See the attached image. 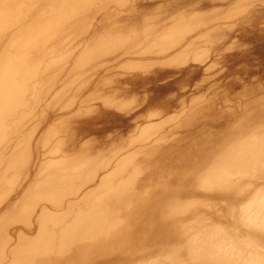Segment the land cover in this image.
I'll return each instance as SVG.
<instances>
[{"label": "rangeland", "instance_id": "rangeland-1", "mask_svg": "<svg viewBox=\"0 0 264 264\" xmlns=\"http://www.w3.org/2000/svg\"><path fill=\"white\" fill-rule=\"evenodd\" d=\"M44 13L39 9L35 16ZM60 24L33 51L26 69L11 59L0 62L5 83L14 82L13 91L26 102L5 123L0 121L1 187L12 189L27 178L0 206V215L44 161L63 159L61 166L74 165L77 174L70 178L75 187L92 194L68 208L69 201L82 196L72 187L63 207H54L69 209L71 216L52 230L53 240L41 248L42 256L21 264H114L159 253L169 234L175 238L170 243L179 240L177 231L186 222L221 224L230 219L225 201L235 195L228 197L221 187L207 188L203 177L235 172L234 158L253 140L252 128L264 120V0H92ZM5 46L0 43V51ZM39 59L36 77L31 71ZM160 66L166 71L159 78L175 75L174 100L161 106L165 115L148 118L144 113L118 126L90 117L101 103L128 107L131 102L117 101L130 92L124 89L130 81L125 76ZM143 94L132 100L134 114L147 109L148 104H141ZM180 98L184 102L178 108ZM23 142L29 151L25 160L18 153ZM258 156L252 162L264 171V156ZM64 168L49 171L73 170ZM241 176L223 183L236 191L254 183L249 172ZM96 197L103 199L98 218L104 216L106 229H116L101 234L103 228L95 227L91 241L101 238L112 247L122 242L124 232L140 237L138 246L133 244L136 238L129 243L127 253L105 254L99 263L88 261L94 256L86 251L73 256L71 242L59 239L75 214L93 205ZM44 205L37 208L31 231L20 223L8 229L16 237L10 248L19 234L37 235ZM12 263L9 256L0 260Z\"/></svg>", "mask_w": 264, "mask_h": 264}, {"label": "bare ground", "instance_id": "bare-ground-1", "mask_svg": "<svg viewBox=\"0 0 264 264\" xmlns=\"http://www.w3.org/2000/svg\"><path fill=\"white\" fill-rule=\"evenodd\" d=\"M91 1L0 0V43L6 42V46L0 51V62L4 59H11L15 65H26L24 67L26 69L27 65L33 62L30 60L33 58V51L41 47L43 38L45 39L54 30H58L61 22L66 21L69 16ZM39 9H43L45 13L36 17ZM24 10L27 12L24 13ZM66 56L64 55V57ZM17 57L20 59L17 60ZM58 60L59 58H57ZM34 65V70L31 73L37 77L41 71L42 60L34 61ZM17 79V77L13 78V80ZM5 82L4 72L0 71V121L2 123H5L7 118L12 117L11 114L18 112L26 105L25 100L19 98L13 91L16 84L12 82L11 85H7ZM9 105L11 106L9 107ZM252 131L253 140L243 149L240 148L241 150L234 158L236 164L232 169L235 172L218 174L213 177L208 174V176L203 177V183L207 188L220 189L221 187L228 197L235 195L231 201H225L228 204L227 213L230 219H225L221 224L217 220L186 222L177 231L181 235L179 240L174 244L170 243L169 240L175 238L169 234L162 249L159 248V253H145V257L121 260L114 264H264V171L259 168L258 163L252 162L259 157L258 154L264 156V120L255 125ZM5 135L7 137V133ZM6 144L7 141L5 140L2 145L6 146ZM18 153L23 160L28 158L29 151L26 142H23ZM62 161L66 160L42 162L37 175L18 195L15 203L11 204L0 215V260L9 256L12 258V264H21V261L26 262L42 256L41 248L45 245L47 248L48 243L53 240L52 230L61 221L71 216L69 209L63 212L59 209L63 207L64 201L70 199V190L75 187V180L70 176L77 173L74 172L76 170L74 165L66 163L65 166H61ZM54 166L61 169L72 167L73 170L69 174L55 175L49 171V168ZM246 171L251 176H255L253 184L246 183L236 191L237 188L231 186L227 188V185L223 183L227 177L248 174ZM107 178L105 177L103 182ZM26 179L18 181L19 184L17 183L12 189L2 188V182H0V206L13 194L20 191ZM81 190L82 188L76 187L74 189L76 194L82 193L83 190ZM91 192L82 193V196L78 197L77 200L74 198V200L69 201L68 208L88 201ZM100 198L96 197L93 205L80 209L67 228L61 230L59 236L61 241L71 242L68 248L70 254L76 257L86 251L87 254L94 256L88 261L95 260L97 263L100 262L97 259L105 254L121 253L123 255L127 253L131 246L129 243L136 238L133 244L135 243L134 247L138 246L136 241L140 238L124 232L125 234L122 233V242L119 241L117 242L118 246L112 247L102 243L101 238L91 241L89 236L95 232V227L101 226L103 228L101 234H105L107 229H116L112 227L106 229L107 222L104 216L98 218L100 205L103 201ZM27 203H29V207L26 206ZM41 204L45 205L37 216L36 224L39 228L37 235L30 238L22 237L19 234L16 245L10 248V243L16 237L15 235L10 237L8 229L20 223L30 227L29 231H31L35 225L33 222L34 215ZM54 207L59 209H54Z\"/></svg>", "mask_w": 264, "mask_h": 264}, {"label": "crops", "instance_id": "crops-1", "mask_svg": "<svg viewBox=\"0 0 264 264\" xmlns=\"http://www.w3.org/2000/svg\"><path fill=\"white\" fill-rule=\"evenodd\" d=\"M163 67L164 66H160L157 68H150L149 70L145 71H135L128 74L126 73L127 75L125 76V81H130L124 84V89L130 92L125 93V96H121L117 99V101L123 100L126 103L131 102L130 105L122 109L114 106H107L104 105V103H101L102 106L100 105L99 108L97 106L96 109L98 108V110L90 115V117L94 118V120H101L103 123H105L104 126H106V124L107 126H118L124 124V122L129 120L137 121L141 118V116H143L142 114L144 113V115L148 116V118H150L151 116V118H158L165 115L167 112L161 106L165 104V102H173L176 93V85L175 83H173L175 75L169 74V76L167 75L168 77L166 78H159L161 77L160 75H162L164 71H166V69H163ZM134 74H139L141 76V79H139V77L134 78ZM140 80L143 81L141 84L139 83ZM141 91L142 93H144V99L141 104H148V106L146 110H142L140 113L134 114L133 111L136 110V108H134L132 100L137 99L136 95H140ZM128 95L132 97L128 98ZM183 102V98H180L178 101V108L182 107ZM178 108L175 111H177ZM168 110L169 113L167 114V116L171 114L170 109ZM84 116H80V119H85L83 118Z\"/></svg>", "mask_w": 264, "mask_h": 264}]
</instances>
